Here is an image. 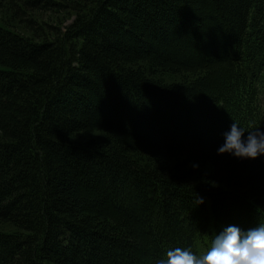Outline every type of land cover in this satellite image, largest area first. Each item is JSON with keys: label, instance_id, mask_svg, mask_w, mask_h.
<instances>
[{"label": "trees", "instance_id": "1", "mask_svg": "<svg viewBox=\"0 0 264 264\" xmlns=\"http://www.w3.org/2000/svg\"><path fill=\"white\" fill-rule=\"evenodd\" d=\"M233 121L264 130V0H0V264H155L264 223V156L217 153Z\"/></svg>", "mask_w": 264, "mask_h": 264}, {"label": "clouds", "instance_id": "2", "mask_svg": "<svg viewBox=\"0 0 264 264\" xmlns=\"http://www.w3.org/2000/svg\"><path fill=\"white\" fill-rule=\"evenodd\" d=\"M223 137L224 142L217 148L220 155L227 153L240 159L264 156L262 129L246 131L233 121ZM198 166L196 163L192 165L193 168ZM195 203L199 206L204 203V198L197 194ZM155 264H264V223L247 230L229 224L215 235L210 246L202 253L196 254L186 247L170 248L166 256L157 259Z\"/></svg>", "mask_w": 264, "mask_h": 264}, {"label": "rangeland", "instance_id": "3", "mask_svg": "<svg viewBox=\"0 0 264 264\" xmlns=\"http://www.w3.org/2000/svg\"><path fill=\"white\" fill-rule=\"evenodd\" d=\"M54 1H57V2H64V3H66L68 0H54ZM47 14L44 16V18L45 19H49V18H51V16H52V14H51V12H46ZM63 16H65V13L64 12H61L60 14H58V16L57 17H63ZM41 17V16H40ZM42 18V17H41ZM43 19V18H42ZM71 17L69 18V19H66V20H63V19H61L62 21H64V23H65V25L66 24H69L70 22H71ZM53 22V24H55L56 23V19H54L53 18V20H52ZM95 139H98V140H101L98 136L97 137H94Z\"/></svg>", "mask_w": 264, "mask_h": 264}]
</instances>
